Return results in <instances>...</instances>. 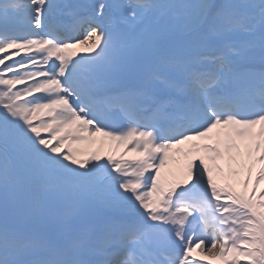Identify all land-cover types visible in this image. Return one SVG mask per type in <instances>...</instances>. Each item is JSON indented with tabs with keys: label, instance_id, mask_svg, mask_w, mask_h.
Here are the masks:
<instances>
[{
	"label": "snow or ice",
	"instance_id": "obj_1",
	"mask_svg": "<svg viewBox=\"0 0 264 264\" xmlns=\"http://www.w3.org/2000/svg\"><path fill=\"white\" fill-rule=\"evenodd\" d=\"M216 260L264 264V0H0V264Z\"/></svg>",
	"mask_w": 264,
	"mask_h": 264
},
{
	"label": "bare ground",
	"instance_id": "obj_2",
	"mask_svg": "<svg viewBox=\"0 0 264 264\" xmlns=\"http://www.w3.org/2000/svg\"><path fill=\"white\" fill-rule=\"evenodd\" d=\"M72 51H77V50H72ZM22 54H23V53H22ZM79 54H84V53H83V52H80ZM182 163H183V162H182ZM182 163H181V164H182ZM218 163H219L220 167L223 169L221 162L219 161ZM225 168L229 171L228 166H227L226 163H225ZM223 170H224V169H223ZM174 172H177V173H179V174H185V172H184V167H183L182 165L179 166V167H173V173H174ZM204 259H206V257H205ZM218 262H220V261H219V260H216V261L213 262V264H217Z\"/></svg>",
	"mask_w": 264,
	"mask_h": 264
}]
</instances>
